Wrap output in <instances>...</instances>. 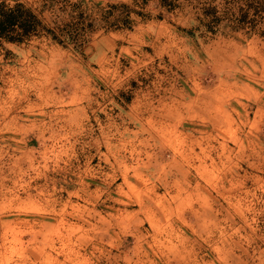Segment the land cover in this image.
Returning a JSON list of instances; mask_svg holds the SVG:
<instances>
[{
	"label": "clouds",
	"instance_id": "clouds-1",
	"mask_svg": "<svg viewBox=\"0 0 264 264\" xmlns=\"http://www.w3.org/2000/svg\"><path fill=\"white\" fill-rule=\"evenodd\" d=\"M0 24V264H264V0Z\"/></svg>",
	"mask_w": 264,
	"mask_h": 264
},
{
	"label": "trees",
	"instance_id": "trees-1",
	"mask_svg": "<svg viewBox=\"0 0 264 264\" xmlns=\"http://www.w3.org/2000/svg\"><path fill=\"white\" fill-rule=\"evenodd\" d=\"M13 22H14V18L10 17L9 20H8V23L11 24ZM33 23H34V21H33ZM22 27H24L25 30L28 31L29 29H31L32 24L31 23H25L24 25H22ZM3 29H4V25L0 24V31H2Z\"/></svg>",
	"mask_w": 264,
	"mask_h": 264
}]
</instances>
